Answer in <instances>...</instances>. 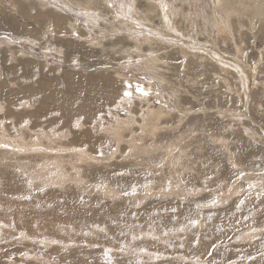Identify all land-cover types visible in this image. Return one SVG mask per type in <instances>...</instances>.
Here are the masks:
<instances>
[{
    "label": "rangeland",
    "instance_id": "rangeland-1",
    "mask_svg": "<svg viewBox=\"0 0 264 264\" xmlns=\"http://www.w3.org/2000/svg\"><path fill=\"white\" fill-rule=\"evenodd\" d=\"M245 1L0 0V65L28 57L0 68V264H264V0ZM48 91L79 114L38 111ZM54 129L57 164L36 150Z\"/></svg>",
    "mask_w": 264,
    "mask_h": 264
},
{
    "label": "bare ground",
    "instance_id": "bare-ground-1",
    "mask_svg": "<svg viewBox=\"0 0 264 264\" xmlns=\"http://www.w3.org/2000/svg\"><path fill=\"white\" fill-rule=\"evenodd\" d=\"M247 1V0H246ZM245 1V2H246ZM251 1V0H250ZM253 1V0H252ZM235 2V1H234ZM241 2V1H240ZM254 2V1H253ZM230 4V3H229ZM238 4V3H237ZM236 4V5H237ZM245 4V3H244ZM249 4V3H248ZM174 5V4H173ZM231 5V4H230ZM229 5V6H230ZM233 5H235V3L233 4ZM233 5H232V7H233ZM242 5V4H241ZM250 5V4H249ZM251 5H252V2H251ZM254 5V4H253ZM160 6H161V4H160ZM7 8V7H6ZM55 8V7H54ZM226 8V7H225ZM247 8V7H246ZM249 8V7H248ZM8 9V8H7ZM17 9V8H16ZM162 9H163V12H167L166 11V9L164 8V6L162 7ZM161 9V10H162ZM172 9V8H171ZM54 10H56V9H54ZM231 10V9H230ZM235 10V9H234ZM262 11V10H261ZM7 12V11H6ZM9 12V11H8ZM7 12V13H8ZM93 12V11H92ZM263 12V11H262ZM232 13V12H231ZM264 13V12H263ZM263 13H261V14H263ZM93 14V13H92ZM229 14H230V12H229ZM232 15V14H231ZM230 15V16H231ZM19 16V15H18ZM166 18H168V17H166ZM34 19V18H33ZM36 19V18H35ZM47 18H45V20H46ZM49 19V18H48ZM25 20V19H24ZM31 21V20H30ZM41 21H43V20H41ZM168 21V20H167ZM10 22V21H9ZM10 24V23H9ZM13 24V23H12ZM11 24V25H12ZM69 24V23H68ZM14 25V24H13ZM12 25V26H13ZM19 25V24H18ZM36 25V24H35ZM15 26V25H14ZM12 28H14V27H12ZM21 28V27H20ZM13 30H15V29H13ZM30 30V28H26L25 29V32H28ZM18 31V30H17ZM45 31V30H44ZM47 31H48V29H47ZM45 33H46V31H45ZM147 33V32H146ZM255 33V32H254ZM10 34V33H9ZM250 34V33H249ZM8 35V34H7ZM140 36H142V35H140ZM8 37V36H7ZM6 37V38H7ZM46 37V36H45ZM148 37V36H147ZM159 37V36H158ZM152 38V37H151ZM4 39V38H3ZM9 39V38H8ZM156 41V40H155ZM165 41V40H164ZM5 42H6V40H5ZM7 42H8V40H7ZM18 42V41H17ZM8 43H10V41L8 42ZM6 44V43H5ZM14 44V43H13ZM10 46H12L11 44H10ZM61 47V46H60ZM203 47V46H202ZM9 48V47H8ZM63 48V47H62ZM15 48L14 47H10V58L11 59H9L8 60V62H10L11 64H9L10 66H8V65H6L5 66V63H6V60H1V65H0V68L1 69H5L6 67H9V69H11V70H16L19 66L18 65H15V64H18V63H20L21 64V58L22 59H28V57H22V56H25V55H22L21 54V57H18V53H22L21 52V50L20 51H18V52H16L15 50H14ZM29 49V48H28ZM202 49V48H201ZM44 57V56H43ZM4 61V62H3ZM147 62V61H146ZM62 63V62H61ZM152 63V62H151ZM229 63V62H228ZM223 64V63H222ZM149 65V64H148ZM224 65V64H223ZM21 66V65H20ZM27 77L28 76V73H27V75H24V77ZM24 82H26L25 80H24ZM7 83V82H6ZM14 83H16V82H14ZM118 85H119V83H117ZM14 85H16V84H14ZM4 87H5V85H4ZM11 87V86H10ZM94 89H95V87H94ZM119 89H120V87H119ZM1 90V89H0ZM2 90H4V89H2ZM7 90V89H6ZM26 89H23V93L24 94H29L30 92L29 91H25ZM17 91H19V90H17ZM22 91V90H21ZM10 92V91H9ZM91 93V92H90ZM21 94V93H20ZM263 94H264V92H263ZM36 95V94H35ZM86 95V94H85ZM88 95V94H87ZM93 95H94V93H93ZM120 95V94H119ZM26 96V95H25ZM30 96V95H29ZM91 96V95H90ZM79 97V96H78ZM94 97V96H93ZM113 97H115V96H113ZM19 98V96H12L11 97V99H10V102L12 103V102H15V100H17ZM22 98H24V97H22L21 96V98H19V100L20 99H22ZM27 98V97H26ZM48 98V99H47ZM47 98H42V97H40V100L42 101V99L44 100V102H42L41 103V107L40 108H38V111H43V109L45 108V106L47 107L49 104V107H50V113H56V111H58V113H60V116H62V117H64L65 118V121L70 117V116H75L76 114H79V112H77V107L75 106V97L74 96H69L68 95V93L67 92H65L64 94H63V97H62V100H61V98H57V100H55L54 102L53 101H50V100H52V99H54L55 97H54V95H53V93L51 92V91H48L47 92ZM92 98V97H91ZM91 98H90V100H91ZM25 99V98H24ZM81 99V98H80ZM79 98H78V100H80ZM77 100V99H76ZM28 101H29V99H28ZM84 101V100H83ZM1 102V101H0ZM26 101L24 100V102H23V104L25 103ZM56 102V103H55ZM4 103V102H3ZM32 103V102H31ZM84 103V102H83ZM93 103V102H92ZM28 104H30V103H28ZM27 104V105H28ZM33 104V103H32ZM79 105H81V104H79ZM93 105V104H92ZM33 106H34V104H33ZM89 106V105H88ZM4 107V106H3ZM82 107H85V104L83 105L82 104ZM82 109V108H81ZM80 109V110H81ZM84 109V108H83ZM82 109V110H83ZM26 110H27V108H26ZM7 111V110H6ZM79 111V110H78ZM85 111V110H84ZM84 111H82V112H84ZM30 112V111H29ZM33 113V112H32ZM40 113V112H39ZM11 114H14V113H11ZM10 114V115H11ZM34 114V113H33ZM152 114V113H151ZM7 115V114H6ZM9 115V114H8ZM154 115H155V113H154ZM18 116H20V119L18 120V122H20L21 121V119H22V121H23V119L24 120H26V118L28 117V119H29V117H30V115L29 114H27V111H23V112H21V114H18ZM88 116V115H87ZM92 116V115H91ZM16 117V116H15ZM32 117V116H31ZM93 117V116H92ZM18 118V117H17ZM6 119V118H5ZM32 119V118H31ZM33 120V119H32ZM147 120V119H146ZM29 121V120H28ZM148 121V120H147ZM17 122V123H18ZM53 122V121H52ZM21 123V122H20ZM37 123V122H36ZM36 123H34V124H36ZM51 123V122H50ZM140 123V122H139ZM142 123V122H141ZM148 123V122H147ZM26 124V123H25ZM32 124V123H31ZM143 124H145V123H143ZM30 125V124H29ZM37 125V124H36ZM4 126V125H3ZM28 126V125H27ZM64 126H66L67 127V125L65 124V125H63V127ZM137 126V125H136ZM142 126H144V125H142ZM16 127V126H15ZM30 127V126H29ZM41 127V126H40ZM57 127V126H56ZM130 127V126H129ZM138 127V126H137ZM36 127L35 126H32L31 127V129L33 130V129H35ZM122 127H119V129H121ZM136 128V127H135ZM6 129V128H5ZM20 129H22V127L20 128ZM53 129V128H52ZM143 129V128H142ZM4 130V129H3ZM3 130H2V132H3ZM28 130V129H27ZM140 130V129H139ZM148 130V129H147ZM5 131V130H4ZM7 131V130H6ZM20 131V130H19ZM18 131V132H19ZM22 131H24L23 129H22ZM46 131V130H45ZM144 131V130H143ZM142 131V132H143ZM148 131H150V130H148ZM147 131V132H148ZM18 132H16V133H18ZM21 132V131H20ZM27 132V131H26ZM68 132V131H67ZM66 132V133H67ZM81 131H79V132H73V136H72V138L68 141V139H69V137H67V141L70 143H67V144H69V145H78V143H84L85 142V140L87 141V142H92V141H96L97 139H95V138H92L91 136H89V137H87L86 139L84 138V136L86 135V134H84V131L83 132H81ZM1 133V132H0ZM44 133V132H43ZM57 133L58 132H56V130L54 129V131L52 132V133H49V135L48 136H46V137H43V139H45V140H47L48 142H49V144L50 145H48L47 147L48 148H43V146L41 147V148H39V149H36V150H43L44 152H46V151H49V152H51L52 153V155H53V157L52 158H49V160H51V162L53 163V164H57V163H55V162H53V161H59V160H61L60 158H57V155L59 154V152L60 151H64L65 149H64V146L63 147H61V146H59V144H61L62 142H63V139L65 138L64 136H62V135H59L58 134V136H56L57 135ZM65 133V134H66ZM150 133H152V132H150ZM18 134H20V133H18ZM138 134H140V133H138ZM30 135V134H29ZM33 135V134H32ZM45 135H47V134H45ZM44 135V136H45ZM79 135H82V141H80V139L78 138L79 137ZM23 136V135H22ZM24 136H25V134H24ZM38 136V135H37ZM120 134L118 133V138H119V140H121L122 141V138H120ZM10 137H13L12 135H7V134H3L2 133V135H0V141H1V143H4L3 141L4 140H7V139H13L12 140V142L10 141V140H8V142H7V144H14L16 141H17V139L16 138H10ZM33 137V136H32ZM38 137H40V135L38 136ZM34 138V137H33ZM134 138V137H133ZM21 139V138H20ZM124 139L125 138H123V141H124ZM23 141V140H22ZM66 141V142H67ZM26 142V141H25ZM24 141H23V144H26ZM27 142H28V140H27ZM43 142V141H42ZM30 143H32L31 141H30ZM86 143V142H85ZM130 143V142H129ZM22 144V143H21ZM21 144H15L14 146H18L19 147V150H18V148H17V150L19 151L18 152V154L21 152V154H27V151H29V147H30V144H26V148H21L22 147V145ZM65 144V143H64ZM66 145V144H65ZM84 145H86V146H88L87 144H83V146ZM23 146V147H24ZM33 146V145H32ZM67 147V146H66ZM69 147V146H68ZM67 147V148H68ZM76 147V146H75ZM79 147V146H78ZM81 147V146H80ZM66 148V149H67ZM70 148V147H69ZM85 148V147H84ZM128 148H130V147H128ZM71 149V148H70ZM76 149V148H75ZM86 149V148H85ZM88 149H89V147H88ZM14 150V149H13ZM22 150H27V151H22ZM33 150V149H32ZM35 150V149H34ZM33 150V151H34ZM36 150H35V152H36ZM46 150V151H45ZM67 151V150H66ZM73 151V150H72ZM75 151V150H74ZM78 151V152H77ZM77 151H75L76 153H77V155H78V158L77 159H79V161H80V163H81V161H83V159H86V160H93V161H95V160H98V158H96L95 157V155L94 154H92L93 152L89 149V151H91V153H86V151L85 150H83V149H77ZM172 151H174L175 152V150H172ZM171 151V152H172ZM2 152H4L2 155H8V154H12V153H10V152H7V151H2ZM17 152V151H16ZM32 152V151H31ZM48 152V153H49ZM65 152V151H64ZM119 152V151H118ZM0 153H1V151H0ZM47 153V152H46ZM73 153V152H72ZM173 153V152H172ZM180 153H182V152H180ZM118 154V153H117ZM38 155V154H37ZM37 155H35V156H37ZM50 155V154H49ZM49 155H47V156H49ZM63 155H64V153H63ZM66 155V154H65ZM64 155V156H65ZM13 156V155H12ZM29 156V155H28ZM59 156H61L60 154H59ZM76 156V155H75ZM115 156V155H114ZM113 156V157H114ZM31 157V156H30ZM59 159V160H58ZM175 159H177V158H175ZM73 160H74V162L76 161V159H75V157H74V155H73ZM88 160V161H89ZM178 160V159H177ZM63 161V160H62ZM99 161V160H98ZM102 161H103V158H102ZM59 162H61V161H59ZM65 162V161H64ZM97 162V161H96ZM62 163V162H61ZM84 163V162H83ZM49 165H50V163H48ZM52 164V165H53ZM69 164V163H68ZM73 164V163H72ZM71 164V165H72ZM78 164V163H77ZM55 166V165H54ZM48 167V166H47ZM72 167H74L75 169L77 168L78 169V171H80L81 172V167L83 168L84 166H82V165H76V164H73V166ZM111 167V166H110ZM76 169V170H77ZM67 170V169H66ZM61 172H63V171H61ZM79 172V173H80ZM65 173V172H64ZM77 173V172H76ZM79 173H77V174H79ZM54 174V173H53ZM58 174V173H57ZM82 174V173H81ZM52 176H54V175H52ZM70 176V175H69ZM92 176V175H91ZM75 177V176H74ZM80 177V176H79ZM69 178V177H68ZM74 179V178H73ZM170 179V178H169ZM70 180H72V179H70ZM65 181V180H64ZM74 181V180H73ZM59 182V181H58ZM66 182V181H65ZM62 185V184H61ZM180 189V188H179ZM110 192V191H109ZM111 194V193H110ZM107 195V194H106Z\"/></svg>",
    "mask_w": 264,
    "mask_h": 264
},
{
    "label": "crops",
    "instance_id": "crops-1",
    "mask_svg": "<svg viewBox=\"0 0 264 264\" xmlns=\"http://www.w3.org/2000/svg\"><path fill=\"white\" fill-rule=\"evenodd\" d=\"M16 101H18V99H17ZM10 103H11V102H10ZM12 103H15V102H12ZM12 103H11V104H12Z\"/></svg>",
    "mask_w": 264,
    "mask_h": 264
}]
</instances>
